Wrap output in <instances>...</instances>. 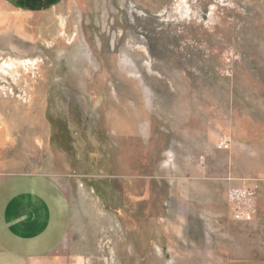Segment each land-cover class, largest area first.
Returning a JSON list of instances; mask_svg holds the SVG:
<instances>
[{"label":"rangeland","instance_id":"374dc122","mask_svg":"<svg viewBox=\"0 0 264 264\" xmlns=\"http://www.w3.org/2000/svg\"><path fill=\"white\" fill-rule=\"evenodd\" d=\"M18 172L66 188L67 264L252 254L264 0H61L31 13L0 0V178ZM244 189L248 220L234 212Z\"/></svg>","mask_w":264,"mask_h":264},{"label":"crops","instance_id":"0c3cea01","mask_svg":"<svg viewBox=\"0 0 264 264\" xmlns=\"http://www.w3.org/2000/svg\"><path fill=\"white\" fill-rule=\"evenodd\" d=\"M12 9L31 13L61 0H4ZM253 252L227 264H264V184L258 197ZM72 222L70 196L54 176L18 172L0 178V264H67L65 245Z\"/></svg>","mask_w":264,"mask_h":264},{"label":"built area","instance_id":"2783aa9c","mask_svg":"<svg viewBox=\"0 0 264 264\" xmlns=\"http://www.w3.org/2000/svg\"><path fill=\"white\" fill-rule=\"evenodd\" d=\"M234 212L239 219L248 220L256 213V206L253 201V191L244 189L233 193ZM76 264V263H75Z\"/></svg>","mask_w":264,"mask_h":264},{"label":"bare ground","instance_id":"6f19581e","mask_svg":"<svg viewBox=\"0 0 264 264\" xmlns=\"http://www.w3.org/2000/svg\"><path fill=\"white\" fill-rule=\"evenodd\" d=\"M34 61V60H33ZM32 60H27L26 59V61H18L19 63H18V65H13V64H7V68L9 69V68H16V69H19L20 67H22L21 65L22 64H32V63H34ZM5 63H6V61H5ZM7 63H9V62H7ZM37 63V62H36ZM15 64V63H14ZM4 67V66H3ZM26 68V67H25ZM8 69L7 70H5L4 69V72L6 73L7 71H8ZM3 73V72H2ZM8 73V72H7Z\"/></svg>","mask_w":264,"mask_h":264}]
</instances>
